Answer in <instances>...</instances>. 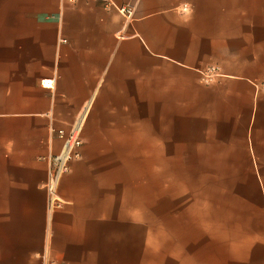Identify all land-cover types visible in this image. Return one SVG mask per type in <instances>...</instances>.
<instances>
[{"label":"crops","instance_id":"crops-1","mask_svg":"<svg viewBox=\"0 0 264 264\" xmlns=\"http://www.w3.org/2000/svg\"><path fill=\"white\" fill-rule=\"evenodd\" d=\"M112 1L132 15L97 0H7L0 15V208L19 264L44 250L66 264H201L200 214L153 208L150 189L137 206L136 161L122 159L144 152L151 174L170 141L239 169L264 215V0ZM81 112V155L49 213L47 155Z\"/></svg>","mask_w":264,"mask_h":264},{"label":"rangeland","instance_id":"rangeland-1","mask_svg":"<svg viewBox=\"0 0 264 264\" xmlns=\"http://www.w3.org/2000/svg\"><path fill=\"white\" fill-rule=\"evenodd\" d=\"M6 1L0 0V15ZM167 147V152L153 153L151 174L144 152L122 154L136 161L129 170L136 177L137 206H143L145 189L148 206L150 189L153 208L200 214L201 264H264V215L252 214L254 201L242 198L239 169L220 166L223 162L206 151L173 150L185 146L171 141ZM8 227L0 208V264H19L8 255Z\"/></svg>","mask_w":264,"mask_h":264},{"label":"built area","instance_id":"built-area-1","mask_svg":"<svg viewBox=\"0 0 264 264\" xmlns=\"http://www.w3.org/2000/svg\"><path fill=\"white\" fill-rule=\"evenodd\" d=\"M105 7H113L116 5L112 0H97ZM120 12L127 17L132 15L130 6L116 7ZM65 40V39H62ZM218 73V67L209 65L203 72L204 78L211 79ZM44 87L52 88L53 79L43 78L40 81ZM257 91L264 92V80L254 81ZM84 112H81L79 117L69 126L68 129L60 128L57 130V135L61 139V145L57 152H50L47 155V174L43 186L47 195V211L53 212L55 209L63 206L65 200L60 196L58 187L62 177L69 171L70 163L73 159L80 157V147L82 145V137L80 135L84 122ZM43 264H66L63 261L52 258L49 253L44 250L38 253Z\"/></svg>","mask_w":264,"mask_h":264}]
</instances>
